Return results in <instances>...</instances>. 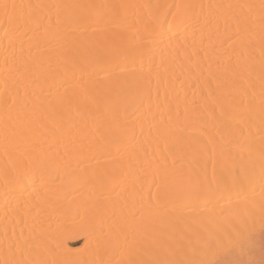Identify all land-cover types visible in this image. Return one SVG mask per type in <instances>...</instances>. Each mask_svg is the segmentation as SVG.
I'll use <instances>...</instances> for the list:
<instances>
[{
    "label": "bare ground",
    "instance_id": "obj_1",
    "mask_svg": "<svg viewBox=\"0 0 264 264\" xmlns=\"http://www.w3.org/2000/svg\"><path fill=\"white\" fill-rule=\"evenodd\" d=\"M262 5L0 0V264H264Z\"/></svg>",
    "mask_w": 264,
    "mask_h": 264
},
{
    "label": "snow or ice",
    "instance_id": "obj_2",
    "mask_svg": "<svg viewBox=\"0 0 264 264\" xmlns=\"http://www.w3.org/2000/svg\"><path fill=\"white\" fill-rule=\"evenodd\" d=\"M2 7H3L4 11H5V14H7V10H8L9 6L7 4H5ZM177 7L179 8L180 6H177ZM262 7H264V5H262Z\"/></svg>",
    "mask_w": 264,
    "mask_h": 264
},
{
    "label": "rangeland",
    "instance_id": "obj_3",
    "mask_svg": "<svg viewBox=\"0 0 264 264\" xmlns=\"http://www.w3.org/2000/svg\"><path fill=\"white\" fill-rule=\"evenodd\" d=\"M79 245L77 244L75 247H78ZM110 264H118L117 260L112 261Z\"/></svg>",
    "mask_w": 264,
    "mask_h": 264
}]
</instances>
